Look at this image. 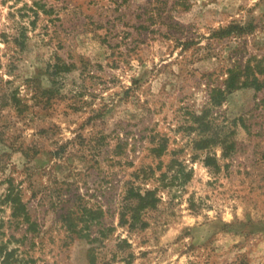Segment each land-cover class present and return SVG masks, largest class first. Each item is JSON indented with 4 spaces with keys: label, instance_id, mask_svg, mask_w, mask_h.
I'll return each mask as SVG.
<instances>
[{
    "label": "rangeland",
    "instance_id": "374dc122",
    "mask_svg": "<svg viewBox=\"0 0 264 264\" xmlns=\"http://www.w3.org/2000/svg\"><path fill=\"white\" fill-rule=\"evenodd\" d=\"M0 264H264V0H0Z\"/></svg>",
    "mask_w": 264,
    "mask_h": 264
},
{
    "label": "trees",
    "instance_id": "16d2710c",
    "mask_svg": "<svg viewBox=\"0 0 264 264\" xmlns=\"http://www.w3.org/2000/svg\"><path fill=\"white\" fill-rule=\"evenodd\" d=\"M235 79H236V77H235V75H232V76H230V78H229V82L230 83H234L235 82Z\"/></svg>",
    "mask_w": 264,
    "mask_h": 264
}]
</instances>
